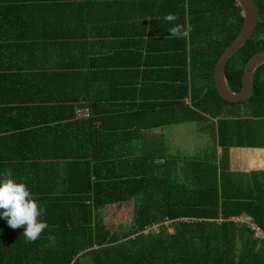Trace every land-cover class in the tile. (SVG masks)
I'll return each mask as SVG.
<instances>
[{"label": "trees", "instance_id": "16d2710c", "mask_svg": "<svg viewBox=\"0 0 264 264\" xmlns=\"http://www.w3.org/2000/svg\"><path fill=\"white\" fill-rule=\"evenodd\" d=\"M255 1L257 29L227 65L228 82L237 92L243 87L247 64L264 51V0ZM161 5L156 18L162 16L160 20L177 40L174 49L180 60L174 58L175 63L188 65L190 47L191 66L202 73L203 81L208 80L192 89L195 100L191 105L181 103L191 94L187 68L179 78L181 84L155 86L156 99L171 98L163 108L180 105L185 112L169 122L199 120L204 118L200 111L219 118L225 107L233 104L238 112L244 103L253 117L264 118V64L256 68L253 93L245 101L226 100L215 81L221 56L244 29L242 5L237 0H162ZM81 8L77 4L72 14H82ZM74 26L77 30L81 23L76 20ZM83 40L73 39L76 61L82 56ZM102 45L101 54L105 47L113 49L112 41ZM113 59L105 53L90 63L98 70L111 65ZM101 75L112 82V74ZM149 88L144 84L135 87L136 99H147ZM165 88L170 90L163 95ZM92 89L95 99L87 100L93 110L90 118L58 126L53 138L52 132H46L40 151L27 150L29 163L24 170L9 169L13 173L8 180H0V264H264V237L256 236L250 225L231 219L247 214L264 233V202L260 199L264 186L258 189L254 181L249 191L244 183L228 182L227 172L220 175L217 164L209 167L207 163L191 166L193 173L201 171L196 186L190 185L188 175L181 183L184 169L177 159L156 162L160 154L148 139L140 149L129 145L143 138V130L170 123L162 124L163 118L143 117L145 113L140 112V131L124 132L127 120L108 116L120 107L113 104L120 97L115 95L118 86L110 84L101 92ZM174 89L177 93H170ZM74 91L81 95L80 81ZM98 93L107 94L101 99ZM229 125L227 119H219L224 161L233 145L227 136ZM111 205L130 206L132 224L110 229L101 212Z\"/></svg>", "mask_w": 264, "mask_h": 264}, {"label": "crops", "instance_id": "0c3cea01", "mask_svg": "<svg viewBox=\"0 0 264 264\" xmlns=\"http://www.w3.org/2000/svg\"><path fill=\"white\" fill-rule=\"evenodd\" d=\"M161 3L162 0H0V180L7 181L12 171L24 170L29 163L25 159L27 150L40 151L46 132L55 136L58 126L74 125L91 117L93 110L87 101L95 99L91 87L101 92L103 87L113 84L119 90L115 95L120 96L113 104H120L121 108L114 106L118 110L108 112V116L126 119L129 126L124 132L140 131V112L145 113L143 117L163 118L162 124L170 123L143 130V138L136 139L134 145L130 141L129 145L140 149L148 139L151 148L160 154L156 162L177 159L184 169L181 183L188 175L190 185L196 186L201 171L193 173L191 166L207 163L209 167L217 164L220 175L227 172L228 182L244 183L249 191L254 181L258 189L264 186V118L253 117L246 103L238 112L233 104L225 107L219 118L200 111L204 118L171 124V119L185 115L184 110H180V105L163 108L164 101L171 98L154 97L156 85L181 84L183 79L179 78L184 77L186 68L191 94L181 100L183 105H191L195 100L192 89L208 81H203L202 73L191 66L190 47L188 65L175 63L174 58L180 60L174 49L177 40L170 35V27L160 20L162 16L156 18ZM77 4H81L82 14L75 17L72 12ZM76 20L81 23L77 30ZM75 36L85 39L80 61L75 60ZM104 41H112L113 49L105 47L101 54ZM105 53L114 57L111 65L95 70L90 60L102 58ZM100 73L112 74V82ZM172 74L177 76L175 80L170 78ZM79 81L81 95L74 91ZM142 84L150 86L147 99H136L139 92L135 87ZM168 90L165 88L163 95ZM174 90L170 93H177ZM196 92L200 96V91ZM106 94L96 96L104 99ZM240 112L242 115H238ZM220 118L230 122L227 136L233 144L225 161L218 137ZM186 124H196L201 134H208L204 135L206 139L215 137L213 161L199 162L205 160L200 152L206 146L194 155L185 151L182 134L186 131L178 128ZM119 132H123L121 127ZM56 143L54 139L53 145ZM260 199L264 202V195ZM231 219L256 225L247 214Z\"/></svg>", "mask_w": 264, "mask_h": 264}, {"label": "water", "instance_id": "95a60500", "mask_svg": "<svg viewBox=\"0 0 264 264\" xmlns=\"http://www.w3.org/2000/svg\"><path fill=\"white\" fill-rule=\"evenodd\" d=\"M244 10L245 26L240 36L226 49L221 56L216 69V84L220 94L230 102H241L249 99L253 93L255 70L264 64V51L257 53L247 64L243 87L234 91L227 79V65L231 58L253 37L259 18L258 5L255 0H237Z\"/></svg>", "mask_w": 264, "mask_h": 264}, {"label": "rangeland", "instance_id": "374dc122", "mask_svg": "<svg viewBox=\"0 0 264 264\" xmlns=\"http://www.w3.org/2000/svg\"><path fill=\"white\" fill-rule=\"evenodd\" d=\"M180 127L181 128L178 129L186 131L184 132L185 134H182L184 138L183 145H185V151L189 154L194 155L197 152L199 153L200 149L203 148V146H206L200 153L202 154V157L205 156L204 161H213L214 159L212 158V154L214 153V146L212 145V143H215V137H209L208 139H206L208 137V134L206 132H204V134H201V132L198 130L199 127L196 124H186ZM204 135H207V137L205 138ZM125 212H128V214H126ZM101 214L104 221L108 223L107 226L110 229H117L119 225L129 226L132 224L134 218L133 211L130 206L122 207L121 205H111L105 208V210L102 211Z\"/></svg>", "mask_w": 264, "mask_h": 264}, {"label": "built area", "instance_id": "2783aa9c", "mask_svg": "<svg viewBox=\"0 0 264 264\" xmlns=\"http://www.w3.org/2000/svg\"><path fill=\"white\" fill-rule=\"evenodd\" d=\"M256 232V236L258 237H264V233L256 226V225H250Z\"/></svg>", "mask_w": 264, "mask_h": 264}, {"label": "flooded vegetation", "instance_id": "af4514ba", "mask_svg": "<svg viewBox=\"0 0 264 264\" xmlns=\"http://www.w3.org/2000/svg\"><path fill=\"white\" fill-rule=\"evenodd\" d=\"M256 2V1H255ZM257 4V3H256Z\"/></svg>", "mask_w": 264, "mask_h": 264}]
</instances>
